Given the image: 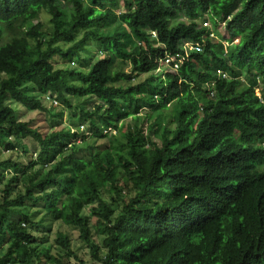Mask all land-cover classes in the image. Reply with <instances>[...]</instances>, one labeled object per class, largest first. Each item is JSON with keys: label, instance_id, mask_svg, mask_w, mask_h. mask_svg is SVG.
<instances>
[{"label": "trees", "instance_id": "trees-1", "mask_svg": "<svg viewBox=\"0 0 264 264\" xmlns=\"http://www.w3.org/2000/svg\"><path fill=\"white\" fill-rule=\"evenodd\" d=\"M41 12L47 32L31 25ZM117 22L127 32H105ZM92 43L103 51L95 62ZM258 80L264 0H0V148L16 156L0 162L11 174L0 189V264H85L64 234L54 240L62 254L45 247L51 222L78 232L92 264H264ZM68 96L97 101L71 118L88 122L86 134L41 133L5 104L44 112L43 98L70 107ZM142 111L143 125H125ZM110 132L121 137L114 146ZM25 141L34 154L13 143Z\"/></svg>", "mask_w": 264, "mask_h": 264}, {"label": "rangeland", "instance_id": "rangeland-1", "mask_svg": "<svg viewBox=\"0 0 264 264\" xmlns=\"http://www.w3.org/2000/svg\"><path fill=\"white\" fill-rule=\"evenodd\" d=\"M64 8H66V6L63 5ZM123 10L120 9L117 11V14L122 13ZM49 17L45 12H41L38 16L37 19L31 21V25L35 26L37 24L41 25L42 30L47 32L49 31V23H48ZM208 22L207 18L204 17L202 22ZM208 28V27H207ZM115 30H118L119 32H127V28L124 24L117 22L115 23L112 27H110L109 29H107L105 32L106 33H113ZM214 33L216 35H218L219 37H226V32H225V28L223 26H218L216 29H214ZM10 36V34L8 35V37ZM129 37V35H126ZM80 35H78L75 38V41L79 40ZM92 49H93V58H94V62L97 61L98 59H100L103 56V51H101L97 45L95 44H91ZM188 49V48H187ZM55 68L58 69H77L76 65H63L61 63H57L55 64ZM130 66L128 64L123 66V70L124 72L128 73L130 71ZM157 76L160 75V70H158L155 73ZM241 82L244 85H249L252 80L251 79H246L244 77H241ZM254 88L256 89V91L259 93V95L261 96V93L264 92V82L262 80H258L255 81L254 83ZM28 95L30 96V98L32 99H38L40 96L33 91L32 89H30V92H28ZM53 101H48V99H42L41 103L43 105V107L45 108L44 112H38V111H34V112H30L25 110L24 108H22L21 106H19L18 104L14 103L13 101L7 100L5 102V104L9 107H11L16 114V118L18 121L20 122H25V123H29L32 127L38 128L40 130L41 133H49L52 131H57V130H66V131H78L80 134H86L85 132H87V128H88V122H82L79 123L76 127H72L71 125V118L77 116L78 112L83 110V111H91L93 110V106H95L97 104V101L94 98H83V99H77V98H73V97H67V100L69 101L70 107H67L66 105H64L61 101L53 99ZM145 111H142L139 117V121L138 123L134 122L132 119H129L127 121H125V125L126 124H130L131 126L133 125H138L141 126L143 125L144 122V118H143V114ZM75 121H77L75 119ZM121 123H119V125H121ZM83 126V130H80V126ZM108 135V140L110 141L111 145H116L115 142L112 140V136H114L116 139L120 140V135L116 132H110L107 134ZM99 142L97 144H101V140L97 141V139L94 138H90L87 140L88 144L92 145V143L94 142ZM15 144V147L18 149V152L20 151H25L28 154H34V144L31 141H25V142H13ZM19 143V144H18ZM78 146L80 147H84L83 143L77 142ZM14 157H16L14 155V153L11 152H3V150L0 148V162L7 160V159H13ZM26 162V159L23 161ZM35 170H38V168H36ZM4 172L5 175V179L2 183V185L0 186V189L7 183V181L9 180V178L11 177V174L8 171H1L0 169V173ZM1 196V193H0ZM108 195H106V199H108ZM86 214V213H85ZM94 219L92 220V223H94ZM91 223V224H92ZM57 233H61L64 234L66 236H68L69 240H70V250L71 252L79 259L82 260L85 264H92L94 262V260L92 259L91 255H90V250L87 248V246L85 244H83L81 242V240L79 239V234L78 232L73 229L70 228L64 224H62L61 222H51L50 223V231L47 234V239L45 241V247L46 246H50L52 247V253L53 254H62V251L59 249L58 246L55 245L54 240L56 238V234ZM101 237H93L92 241L93 243H100L101 241ZM70 264H77V262L73 259V257H70L69 259Z\"/></svg>", "mask_w": 264, "mask_h": 264}, {"label": "built area", "instance_id": "built-area-1", "mask_svg": "<svg viewBox=\"0 0 264 264\" xmlns=\"http://www.w3.org/2000/svg\"><path fill=\"white\" fill-rule=\"evenodd\" d=\"M203 26L208 27V24L204 23ZM182 49L184 50L185 53H189L192 51L201 52V46L194 45L192 43H185L183 45ZM164 65H166L167 67H170L172 70H176L178 68V64L174 63V59H170V58H166L164 60ZM48 101H49V99H48ZM83 128H84L83 126H80V130H83Z\"/></svg>", "mask_w": 264, "mask_h": 264}]
</instances>
